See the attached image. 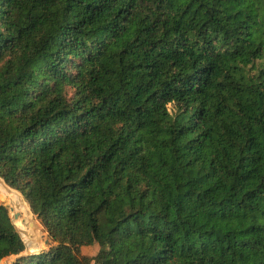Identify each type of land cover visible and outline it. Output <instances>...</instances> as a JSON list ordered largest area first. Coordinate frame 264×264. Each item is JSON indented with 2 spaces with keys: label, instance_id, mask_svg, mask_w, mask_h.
<instances>
[{
  "label": "trees",
  "instance_id": "1",
  "mask_svg": "<svg viewBox=\"0 0 264 264\" xmlns=\"http://www.w3.org/2000/svg\"><path fill=\"white\" fill-rule=\"evenodd\" d=\"M0 177V264H264V0H0Z\"/></svg>",
  "mask_w": 264,
  "mask_h": 264
},
{
  "label": "bare ground",
  "instance_id": "2",
  "mask_svg": "<svg viewBox=\"0 0 264 264\" xmlns=\"http://www.w3.org/2000/svg\"><path fill=\"white\" fill-rule=\"evenodd\" d=\"M0 197L2 199L6 200L9 203H12V207L17 208L23 214V217L26 218L25 222H26V220L28 218V223H33V225L35 224L36 221H35V218H34V214H33V212L30 209L25 207L24 202H22L21 195L16 194L14 189L12 187H9L7 185V183L4 181V179H1V177H0ZM21 221H22V218H20L19 220L15 221V223L18 226V228L20 229V231H22V229H23L21 227L25 226V224H23V225L21 224ZM34 229L35 228H33V229L31 228L30 231L28 232L29 235H30L29 239L32 236V238H31L32 241H34L33 240L34 237H36V236L38 237V234H39L37 232V230H34ZM21 235H23V233ZM23 239H24V237H23ZM39 245H41V244H39ZM39 247H40L39 249H41V246H39ZM33 250H35V252L39 251L38 249H33Z\"/></svg>",
  "mask_w": 264,
  "mask_h": 264
},
{
  "label": "rangeland",
  "instance_id": "3",
  "mask_svg": "<svg viewBox=\"0 0 264 264\" xmlns=\"http://www.w3.org/2000/svg\"><path fill=\"white\" fill-rule=\"evenodd\" d=\"M1 179H3L2 177H1ZM8 185V184H7ZM14 189V188H13ZM16 192V191H15ZM18 195H20L18 192H16ZM2 200V199H1ZM3 202H5L6 203V205L8 206L9 205V203H7L5 200H2ZM22 202H24V204H25V207L26 208H28V209H30V207H29V205H28V203L22 198ZM31 210V209H30ZM34 218H35V224L33 225V226H30L29 225V223H28V218H27V220H26V222L25 221H23V220H25L26 218H24L23 216H22V221H21V224L23 225V224H25V226L24 227H21V228H23L22 229V231H21V234L23 233V237H24V239L26 240V243H28V244H30L31 245V248L32 249H39L40 247L39 246H41V248H46V246H47V244L45 243V239L47 238V234H46V232L44 231V229H43V226L41 225V223L39 222V220H37V218L34 216ZM33 229V228H35L34 230H37V232L39 233L38 234V237L36 236V237H34V241H32V236H31V238L29 239V231H30V229ZM26 229V230H25ZM36 238V239H35ZM31 242V243H30ZM39 244H41V245H39ZM35 247H37V248H35ZM95 252V249H93V248H89V252L88 253H94ZM11 261H12V258H8V259H5V260H3L2 261V264H10L11 263Z\"/></svg>",
  "mask_w": 264,
  "mask_h": 264
},
{
  "label": "water",
  "instance_id": "4",
  "mask_svg": "<svg viewBox=\"0 0 264 264\" xmlns=\"http://www.w3.org/2000/svg\"><path fill=\"white\" fill-rule=\"evenodd\" d=\"M4 181H5V180H4ZM5 182H6V181H5ZM8 186H9V185H8ZM9 187H10V186H9ZM8 207H9V210H10L11 221H12L13 225L15 226L16 230H17V231L19 232V234L21 235V231H20V229L18 228V226L16 225L15 221H16V220H19L20 218H22L23 214H22L17 208L12 207V203H9ZM23 221H25V220H23ZM29 225H30V226H33V223H29ZM21 237H22V235H21ZM22 238H23V237H22ZM23 240H24V239H23ZM24 242H25V245H26V252H27V253L35 252V250H33V249L31 248V245H30V244L26 243L25 240H24ZM30 243H31V242H30ZM45 243H46V244L49 243V238H48V237L45 239ZM35 248H37V247H35Z\"/></svg>",
  "mask_w": 264,
  "mask_h": 264
},
{
  "label": "crops",
  "instance_id": "5",
  "mask_svg": "<svg viewBox=\"0 0 264 264\" xmlns=\"http://www.w3.org/2000/svg\"><path fill=\"white\" fill-rule=\"evenodd\" d=\"M94 248H95V251H96L97 247H94ZM82 250H83L84 253H88L89 252V247H83Z\"/></svg>",
  "mask_w": 264,
  "mask_h": 264
}]
</instances>
